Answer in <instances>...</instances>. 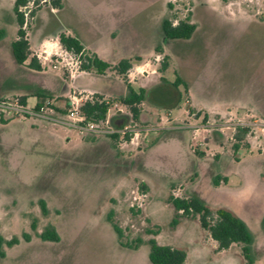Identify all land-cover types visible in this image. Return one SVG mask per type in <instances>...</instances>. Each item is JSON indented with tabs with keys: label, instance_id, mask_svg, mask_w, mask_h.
Masks as SVG:
<instances>
[{
	"label": "rangeland",
	"instance_id": "1",
	"mask_svg": "<svg viewBox=\"0 0 264 264\" xmlns=\"http://www.w3.org/2000/svg\"><path fill=\"white\" fill-rule=\"evenodd\" d=\"M231 1L245 5L254 20L242 27L232 22ZM14 2L0 0V28L7 30L0 44V105L26 97V104L33 107L42 95V103L51 98L56 110H47V118L25 117L0 107L6 120L0 117V233L6 239L20 238L18 244L4 246L0 264H152L151 238L185 249L186 264H247L242 245L219 250L199 216H182L172 227L176 209L171 195L195 196L213 210L233 211L254 235L252 264H264V0H63V8L55 12L48 2L40 3L39 10L49 9L37 20L28 16L33 44L42 29L51 32L60 23L83 31L85 43L92 39L90 22L103 39L114 28H123L126 38H141L132 29L133 22L144 31L151 29L143 48L150 55L147 72L132 70L128 78L137 87L146 86L151 95L141 104L138 121L119 102L128 89L113 71L77 82L119 104L113 103L109 111L113 130L128 126L127 134L140 132L131 142L117 131L116 143L111 133L80 134L51 119L59 115L56 112L67 111V98L59 96L77 83L66 78L71 76L65 68L46 64L36 71L15 61ZM105 4H114L116 11L105 13ZM88 5L92 11L86 13L81 8ZM186 16L197 26L193 36L165 40L162 20L177 22ZM111 17L121 25L113 27ZM58 40L52 35L42 40L44 46L32 45V55L60 52ZM159 45L161 54L155 51ZM130 50L125 46L117 54ZM165 55L170 65L160 73ZM177 75L187 88L180 84L175 98L156 100L152 82L168 85ZM217 175L223 178L219 185L213 182ZM40 200L46 202V214ZM111 213L123 231L121 238L109 220ZM49 224L57 229L60 241L39 237ZM157 226L159 233L154 234ZM25 232L31 235L29 241L23 238ZM138 238L142 241L135 247Z\"/></svg>",
	"mask_w": 264,
	"mask_h": 264
},
{
	"label": "trees",
	"instance_id": "2",
	"mask_svg": "<svg viewBox=\"0 0 264 264\" xmlns=\"http://www.w3.org/2000/svg\"><path fill=\"white\" fill-rule=\"evenodd\" d=\"M221 1L228 2L230 0ZM43 2H48L52 8L61 9L63 7V0H15L13 7L16 22L18 24L17 37L11 43L14 59L18 64L26 65L36 71H41L43 68L40 60L36 56L32 55L31 41L28 36V28H30L31 25L29 23V17H26L25 15L24 8L32 3V7L28 16L33 19L40 9V3ZM169 6L172 7L173 4L170 2ZM161 27L165 39L170 40L190 39L197 28L196 24L190 21L189 16L181 18L177 22L173 21L172 19H163ZM6 36L7 30L0 28V41L5 39ZM58 38L61 46L65 50L75 54L82 52L83 60L80 66L82 71H94L97 74H105L108 70H110L114 71L123 79L127 86L128 93L124 97L119 98V102L127 106L132 114L133 119L138 121L141 115L140 106L146 100L149 93L147 89L142 87L136 90L128 81V73L133 67V60L130 58H124L118 61L116 64H111L110 62L100 58L96 53L86 50L82 42L72 34L61 32ZM155 51L160 54L163 53V46H157ZM136 59L140 60V58ZM169 59V55H165L161 60V66L159 67L160 73H164L168 69L170 65ZM161 80L165 81V78L161 76ZM170 84L176 88H178L180 84H184L187 88V83L179 75H177L176 80ZM160 92L164 93L162 90ZM167 94L171 95L166 92L164 95H162V98L157 97L156 100L166 99L165 97H168ZM39 97L41 100L36 104V108H39L42 105L43 99H45L42 95H39ZM102 98L103 95L96 93L93 100H88L81 106L82 113H84L88 119L100 122L106 117L110 105L106 104ZM20 100L23 104H26V97H20ZM0 117L2 122L6 121L3 118L2 112H0ZM110 137L116 143V141H118L119 134H110ZM129 138L130 136L126 135V139L128 140ZM222 179L223 178L217 175L214 177L213 182L215 185H219ZM170 203H172L176 209V216L171 223L172 227H176L179 224V219L182 216H199L201 227L209 233L213 240L217 242L219 250H227L234 243L241 244L242 253L246 263L252 264L251 249L255 240L254 235L248 224L233 211L226 208H218L213 210L207 207L202 200L195 196L179 197L171 195ZM40 204L43 213L46 214V202L44 200H40ZM109 220L121 238L123 236V231L114 221H112V213L109 215ZM31 226L33 230H36L37 226L34 221L32 222ZM159 229V226H157V230L154 232V234H158ZM38 235L44 241H60L61 239L57 229L51 224L47 225L42 232L38 233ZM23 238L29 241L31 239L30 233H23ZM141 241L142 240L138 238L135 242V247H138V243H141ZM19 242L20 238L17 236L12 237L11 239H6L0 233V256L4 257L6 254L4 250L5 245L12 247ZM149 242V259L152 264H186L188 253L185 249L172 245L159 244L155 238H151Z\"/></svg>",
	"mask_w": 264,
	"mask_h": 264
},
{
	"label": "crops",
	"instance_id": "3",
	"mask_svg": "<svg viewBox=\"0 0 264 264\" xmlns=\"http://www.w3.org/2000/svg\"><path fill=\"white\" fill-rule=\"evenodd\" d=\"M228 2H230V1H228ZM225 3H227V2H225ZM151 4H152V2H151ZM230 4L232 5V7L234 9L233 13H232V19H231L232 22H234L235 24H239V26L242 27V23L254 20V18H249L250 16L248 15V12L246 11V6L245 5H243L242 3L238 2V1H231ZM113 5L114 4H112V5L111 4H105V6H104L105 13L109 14L110 12H113V10L116 11V8ZM90 7H92V6L88 5L87 7H84V8H81V9L83 11H84V9H87V10H85L86 13H87V12L92 11L90 9ZM46 9H49V7H47V8L44 7L41 10H39V12H37V15L35 16L36 17L35 20H37L38 15L40 13H42L44 10H46ZM61 9L51 8L50 11L55 12V11L61 10ZM111 19H112L113 27L114 26H119L122 23V22H117L112 17H111ZM263 22H264V20H263ZM92 23L93 22L88 23L90 25L87 28L88 29V33L92 37L91 41H87L88 44L85 43L86 42L85 40H87V39L84 40L82 35H81V33L83 31L80 30L81 33L78 30H75V29H74L75 31H72L70 29L71 27H68V25L66 26V25H63L62 23H60V24H58L57 29H55L54 31L47 32V33L43 32L42 35L39 37L38 41L34 42V44H33V41H32V37L29 36V39L31 41V46L32 45L44 46L45 45V41L42 43V40H45L47 37L52 36V35H54L55 37L58 38V36H59V34L61 32H67L69 34H72V35L76 36L82 42V44L84 45V48L86 50L96 53L100 58L110 62L111 64H116L118 61H120L121 59H124V58H130V59L133 60V67L131 68L129 73L132 72V70H136L137 73H141V72L144 73V71L147 72V67L149 66V63L147 62V59L150 57V55L147 56L146 53L143 50L145 49V45H146L145 42L148 41V38H149V34H150V30H151L150 28H147V30L144 31L140 24L137 25V24H135L133 22V23H131V27H132L133 30H135L138 33V35L142 36L141 38H138V37L135 38V39L131 38V37H127L126 38L125 31L123 30V28L122 29L119 28L117 30H115L116 28H114L111 31L105 33V36H104V39H103V34L101 32H99L98 29H95L93 27ZM160 24L162 26V22ZM161 29H162V27H161ZM42 30L44 31V29H42ZM2 41H4V39L0 41V44L2 43ZM125 46H127V48H131L130 52L129 53H125L123 56H120L119 54H117L120 50H124ZM156 47H155V49H156ZM136 58H140V60H137ZM40 62H41V60H40ZM41 64H42V62H41ZM42 68H43L42 70H44L45 69V65L42 64ZM108 72H112V71L108 70L105 74H97L94 71H80V72L77 73V75L75 77H66V78L71 79L76 84L78 82V79H80V78H85V79L88 78L86 80H89L90 78H93L92 75L97 74V75L106 76ZM113 73H115V72L113 71ZM201 78H202V76H201ZM130 83H131V81H130ZM131 84L136 90H138L141 87L145 88V89H148L146 86H143V85L140 86V87H137V86L134 85V83H131ZM201 86H202V84L200 83V80H198L197 85H196L197 89L200 90ZM150 87L153 89L152 96L154 98H157V97L162 98L163 97L162 95H164V93H166V92L171 94V95L167 94L168 97L169 96H172V97L174 96V98H175V96H177V94H178V88L172 86L170 83L168 85L167 84L166 85H164V84H159L158 85V84L155 83V81H153ZM161 90L164 91V93L163 92L161 93L160 92ZM74 91H91V92H94V93L98 92L99 94H103V96H110V95H107L106 93H104L102 91H99V90H96V89H92V88L88 87V85H84V84H81V83L80 84L77 83L75 89H72V91H70V92H74ZM70 92L68 94L66 93L65 95H60L59 97H66L67 98L71 94ZM148 93L150 95V91H148ZM158 93H160V94H158ZM125 95H122L120 97H124ZM49 99H51V98H49ZM62 102L64 103V101H62ZM216 247H218V245Z\"/></svg>",
	"mask_w": 264,
	"mask_h": 264
},
{
	"label": "built area",
	"instance_id": "4",
	"mask_svg": "<svg viewBox=\"0 0 264 264\" xmlns=\"http://www.w3.org/2000/svg\"><path fill=\"white\" fill-rule=\"evenodd\" d=\"M32 3L29 6H26L24 8L25 15L28 17ZM46 54L42 53H36V56L38 59L41 60L43 65L49 64L53 68H65L68 70L71 77H75L77 73L80 70V66L82 64L83 60V54L80 52L79 54H75L72 52H69L62 48V50L59 52L57 50H44ZM67 56H70L72 60H68ZM42 57L44 60H42ZM131 75V72L128 74V78ZM94 95L90 94H83L82 91H74L72 92L66 100V104L68 106L67 111L64 112H56L59 114L55 118H51L55 122H58L60 124H63L65 126L73 127L79 131L80 134H86V133H111V134H118L117 131H122L123 133H126V135H129L130 138L128 141L135 142L139 136L140 132H135L132 136L131 133L127 134L128 131H131L128 126H125L121 130H113L111 126V118L109 117V111L111 110V107L113 105V101L107 97L103 96L102 100L110 105V108L108 110V113L106 117L100 121L97 122L92 119H88L84 113L81 111V106L88 100H93ZM121 103V102H120ZM116 106L119 105L117 102L114 103ZM55 102L49 98H47L42 105L39 108H36V105L33 107H29L27 104H23L20 100V98H15L13 100H9L8 102H5L4 104L0 105L2 108H6L9 110V112L12 114V116H16L17 114H20L22 116H41L44 118H47L46 115L47 110L55 112L56 108ZM119 111L123 112V108L119 107ZM126 139V138H125ZM127 140V139H126Z\"/></svg>",
	"mask_w": 264,
	"mask_h": 264
},
{
	"label": "flooded vegetation",
	"instance_id": "5",
	"mask_svg": "<svg viewBox=\"0 0 264 264\" xmlns=\"http://www.w3.org/2000/svg\"><path fill=\"white\" fill-rule=\"evenodd\" d=\"M55 29H57V26H56V28ZM43 32H46L45 30L43 31ZM47 33V32H46ZM165 38V37H164ZM166 40V39H165Z\"/></svg>",
	"mask_w": 264,
	"mask_h": 264
}]
</instances>
